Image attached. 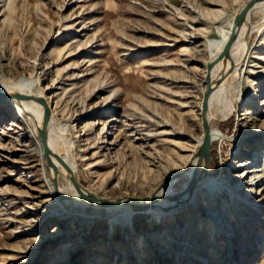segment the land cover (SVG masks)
<instances>
[{
  "label": "rangeland",
  "instance_id": "rangeland-1",
  "mask_svg": "<svg viewBox=\"0 0 264 264\" xmlns=\"http://www.w3.org/2000/svg\"><path fill=\"white\" fill-rule=\"evenodd\" d=\"M249 1L0 0V75L44 91L59 119L55 136L84 187L104 197L150 195L184 173L199 148L204 93L218 61L212 41L231 32L229 21ZM262 10L256 3L255 22ZM249 47L240 86L260 103L233 101L215 120L228 137L211 141L210 168L229 177L231 189L215 191L217 204L197 213L189 205L164 218L132 207L128 221L106 207L93 216L90 203L91 216H79L46 189L30 123L0 104V264H260L264 32L253 31ZM242 159L256 170L232 177L246 168L238 167ZM232 190L247 199L239 209ZM181 247L199 257L176 260Z\"/></svg>",
  "mask_w": 264,
  "mask_h": 264
},
{
  "label": "bare ground",
  "instance_id": "bare-ground-1",
  "mask_svg": "<svg viewBox=\"0 0 264 264\" xmlns=\"http://www.w3.org/2000/svg\"><path fill=\"white\" fill-rule=\"evenodd\" d=\"M256 3L263 4L262 13H264V0H256L249 8L245 19L239 25H237L236 32L231 42L230 52L224 53L223 50L228 40L231 38L232 30L231 32L229 30L223 33L221 40L212 41L213 49L211 52H218L219 55H216L218 61L217 63L215 62V68L209 73L208 76V85L211 86V89L209 90L207 97L206 112L205 115H203L204 122L206 119L210 124L209 130L212 139L211 141L215 139L223 141L228 137L227 133L224 132L221 127L216 125L214 122H216L215 120L225 119L226 116L230 114L233 101L239 104L243 101L247 102V100H251L254 104L260 103L259 100L250 97L245 99L243 89L240 86L241 73L238 74L240 67L239 64L242 60L244 61L247 58L248 53L251 54L252 52H250L249 47L252 32L258 31L260 34H263L264 32V19L260 23L255 22L254 18L252 17V12L255 9ZM238 17L239 14L236 16L235 20ZM234 23L235 21L233 22V20L229 21L230 28L233 29ZM232 53L236 54L233 58H231L233 55ZM21 93L26 94V96H20L19 94ZM49 102L50 101L44 94V91L35 92L29 89L23 79H12L9 76L0 75V104L3 106L11 105L17 108L18 114L21 115L25 121L30 123L32 136L34 138L35 151L38 153L39 160L43 166L44 179L46 180L47 185L46 189L48 190L49 194H51L57 201L66 204V206L77 207L79 216H91L89 211L86 209V206L89 205L90 202L79 197V190L75 184V181L79 182L76 171V162L73 156L69 153L68 148L55 136V127L59 119L49 109ZM47 110H49V114L47 113ZM47 114L48 142L45 143L38 132L39 129L44 126ZM202 140V138L199 140V144H201ZM45 144L49 145L51 149L50 153L46 151ZM198 150L199 148L195 151V154L193 155L191 162L189 161L190 163L187 165L184 173H179L177 175L185 178L184 180L180 181V185L176 184L174 181V179L177 177L176 176L173 181H168L166 185L155 191V193L149 195H155L158 198L155 205L149 206L150 211L166 218L168 216L171 217L176 215V212L181 208L192 205L194 209L193 212L197 213L200 210L201 204H217V195L215 191H221L223 188L231 189L229 177L220 178L212 174L213 171L210 168V161L207 172L205 174L202 173L205 165V157L204 154L198 156ZM242 154L246 155L248 153L246 151ZM260 157H262L264 160V151H262V155ZM254 163L255 162L252 163V161H249V159H242L238 164V167H246L250 164L253 165ZM197 170L199 171V176L195 177ZM254 170L256 169L246 167L242 173L239 175H233L232 177H248L249 175L247 176V174L249 172H253ZM189 172H192L190 173V176L187 174ZM186 174L188 175V178ZM193 179L196 180V183L192 188H190ZM83 190L85 192H93L87 186H83ZM200 190H202V192L199 196ZM231 192V195L236 197V199H233V205L235 206L233 209H239L243 205L242 202H245L247 199L243 195H240L238 191L232 190ZM93 193L96 194V192ZM61 194H65L66 196L69 195L70 197L61 198ZM162 195L166 196V198H163ZM173 195H176V197L170 199V197ZM60 199L65 200L61 201ZM199 200H202V203H200ZM259 203V200L250 201V204L254 206V208L258 207ZM92 204L95 209V214L93 216H98V210L100 206L98 204ZM107 208L114 212V215L120 216L121 219L130 221L133 216L134 209L129 205L110 206ZM188 211L189 210L187 209L184 215L190 214ZM199 215L200 213L196 214L195 218H199ZM220 216L224 217V212H222V214L220 213ZM200 220L203 223H206L207 221L205 216L200 218ZM221 223L222 221H219V224ZM230 226L233 228L234 225L232 222H230ZM165 233L166 235L169 234L167 231ZM183 237L184 236L179 234L180 241L184 240ZM185 255L199 257L198 254L181 247L178 248V257L176 260L181 261V257ZM173 262L175 261H170L168 264H177ZM260 264H264V257H262Z\"/></svg>",
  "mask_w": 264,
  "mask_h": 264
},
{
  "label": "water",
  "instance_id": "water-1",
  "mask_svg": "<svg viewBox=\"0 0 264 264\" xmlns=\"http://www.w3.org/2000/svg\"><path fill=\"white\" fill-rule=\"evenodd\" d=\"M256 0H250L249 2H247L241 9L240 13H239V17L235 20V23L233 25V29H232V34H231V38L228 40L227 44L225 45L224 48V53H228L230 52V47H231V42L232 39L234 37V34L236 32L237 29V25H239L246 17V14L249 10V8L253 5V3ZM211 89V86L208 85L205 93H204V100H203V108H202V112L203 115H205V110H206V102H207V97L209 94V90ZM22 97H25L26 94H19ZM29 96V95H28ZM31 97V96H30ZM35 97V96H33ZM36 98V97H35ZM40 98V97H38ZM47 113L49 114V110H47ZM48 114L46 116L45 122H44V126L42 128L39 129V133L41 138L43 139V141L46 143L48 142V131H47V125H48ZM205 128H206V132H205V136L199 146V150H198V156L204 154L205 157V165L203 168L202 173H206L208 166H209V161L211 159V134H210V124L209 122L205 119ZM45 149L47 152H51V149L49 147L48 144H45ZM200 161V160H199ZM193 182L191 183L190 188H192L194 186V184L196 183V180L193 179ZM76 187L79 190V197L82 199L87 200L90 203H94V204H98L100 207H110V206H118V205H129L132 207H149V206H153L155 205V203L157 202V197L155 195H145V196H134V195H125V196H117V197H104V196H99L93 192H85L83 190V186L81 183L75 181ZM61 198L64 197H70L69 195L66 196L65 194H61L60 195Z\"/></svg>",
  "mask_w": 264,
  "mask_h": 264
}]
</instances>
